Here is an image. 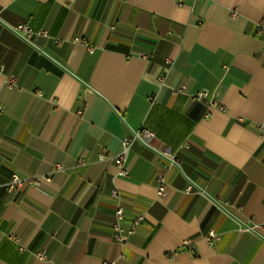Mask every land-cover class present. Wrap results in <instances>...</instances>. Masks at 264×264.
Returning a JSON list of instances; mask_svg holds the SVG:
<instances>
[{
    "label": "crops",
    "instance_id": "1",
    "mask_svg": "<svg viewBox=\"0 0 264 264\" xmlns=\"http://www.w3.org/2000/svg\"><path fill=\"white\" fill-rule=\"evenodd\" d=\"M0 106V264H264V0H0Z\"/></svg>",
    "mask_w": 264,
    "mask_h": 264
},
{
    "label": "built area",
    "instance_id": "2",
    "mask_svg": "<svg viewBox=\"0 0 264 264\" xmlns=\"http://www.w3.org/2000/svg\"><path fill=\"white\" fill-rule=\"evenodd\" d=\"M237 12L234 10L232 11V16H236ZM12 30L22 36L26 40H30L34 35H42L47 36L46 30H39L37 32H33L30 27L25 24H18L15 27L12 28ZM259 31H262V28H259ZM89 50L92 51L93 48L90 46ZM164 76L159 77V81L163 83ZM185 90V86H181L178 91L182 92ZM192 98L196 100H202L207 103H216V100L214 99V95L210 93L209 90L203 89L197 94L192 95ZM2 106H0V112L2 111ZM139 141L142 144H144L146 147L151 149L159 158H161L162 162L160 163V169L158 170L156 174V189L158 197H162L165 195L166 187L168 185L169 181V171L179 169L180 168V162L181 159L172 152V149H170L168 146L163 144L158 136L153 132L152 130L140 127L137 130L132 131L130 136H126L121 141V149L117 154H114L112 156H107L104 153L99 154L100 160H113L115 162V165L118 168V175L120 176H127V170L125 168V164L127 161L128 153L130 150L131 145L133 142ZM81 163L82 161L79 160ZM61 166L57 165L56 169H60ZM22 185V181L14 175L11 182L8 184L7 188L8 191H11L14 187H20ZM189 189V188H187ZM120 197L121 194L118 189H113L108 198L113 201L116 205L115 211H114V217L115 220L112 223V230L115 233V239L119 242H125L128 236L133 234L135 232V229L137 225L142 220V216H137L134 218L131 222L125 223L124 222V209L120 203ZM39 258H43L44 254L43 252H40L37 255Z\"/></svg>",
    "mask_w": 264,
    "mask_h": 264
}]
</instances>
